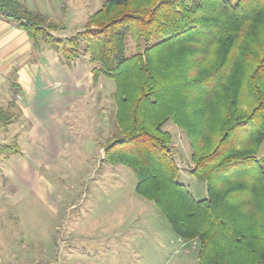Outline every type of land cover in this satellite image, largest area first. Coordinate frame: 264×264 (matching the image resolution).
Returning <instances> with one entry per match:
<instances>
[{
  "label": "trees",
  "instance_id": "1",
  "mask_svg": "<svg viewBox=\"0 0 264 264\" xmlns=\"http://www.w3.org/2000/svg\"><path fill=\"white\" fill-rule=\"evenodd\" d=\"M0 11L36 51L48 43L68 65L88 57L114 80L119 136L105 161L132 168L137 194L179 239L199 241L198 264H264V0H106L66 38L19 0ZM168 122L190 140L206 199L179 181ZM0 153L21 151L0 143Z\"/></svg>",
  "mask_w": 264,
  "mask_h": 264
},
{
  "label": "rangeland",
  "instance_id": "2",
  "mask_svg": "<svg viewBox=\"0 0 264 264\" xmlns=\"http://www.w3.org/2000/svg\"><path fill=\"white\" fill-rule=\"evenodd\" d=\"M105 1L53 0L55 13L62 11L67 22H56L59 18L54 14L52 20L44 17L46 23L63 26L58 33L82 31L88 17ZM138 47L129 35L127 55L135 54ZM98 76H102L101 106L96 100L92 103L101 108L96 117L100 125L91 121L93 126L87 130L79 120L71 126L79 132L76 143L70 142L56 154L58 160L49 168L38 170L47 181L43 194L28 193L9 175L10 166L3 170L0 161V264H198L199 241L179 239L156 204L137 194L138 177L132 168L105 161V147L119 136L116 84L105 75ZM8 101L0 102V143L27 152L26 131L31 125L20 119L21 110ZM163 129L173 139L179 181L197 200L206 198L207 185L192 173L188 136L172 122ZM90 132L93 135L87 136ZM13 156L17 155H8ZM1 157L7 158L0 153Z\"/></svg>",
  "mask_w": 264,
  "mask_h": 264
},
{
  "label": "crops",
  "instance_id": "3",
  "mask_svg": "<svg viewBox=\"0 0 264 264\" xmlns=\"http://www.w3.org/2000/svg\"><path fill=\"white\" fill-rule=\"evenodd\" d=\"M52 1L19 0L29 10L49 20L54 14L59 18L54 21L65 24L66 17H62V11L60 15L55 13L56 3L52 4ZM70 31L66 29L63 34L59 31L53 34L66 38L81 30ZM33 47V41L23 28L0 16V102L13 101L21 110L23 117L20 119L31 125L26 131L30 140L28 151L23 150L19 156L1 157L0 161L3 170L4 166H10L9 175L24 185L28 193L41 195L47 181L38 170L49 168L54 160V163L58 160L54 159L56 154H61L70 142L76 143L79 132L71 126L80 120L87 130L93 126L91 121L99 127L96 117L101 108H96L92 101L96 100L101 106L102 76H95L88 57L68 65L48 43H43L39 51ZM91 113L93 115L89 116ZM91 135L92 132L87 134ZM204 195L207 198L206 192Z\"/></svg>",
  "mask_w": 264,
  "mask_h": 264
},
{
  "label": "built area",
  "instance_id": "4",
  "mask_svg": "<svg viewBox=\"0 0 264 264\" xmlns=\"http://www.w3.org/2000/svg\"><path fill=\"white\" fill-rule=\"evenodd\" d=\"M0 16H1V11H0Z\"/></svg>",
  "mask_w": 264,
  "mask_h": 264
}]
</instances>
